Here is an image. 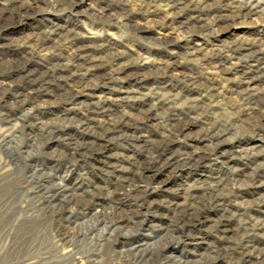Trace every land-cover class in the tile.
Wrapping results in <instances>:
<instances>
[{"label":"rangeland","instance_id":"obj_1","mask_svg":"<svg viewBox=\"0 0 264 264\" xmlns=\"http://www.w3.org/2000/svg\"><path fill=\"white\" fill-rule=\"evenodd\" d=\"M0 128V264H264V0H0Z\"/></svg>","mask_w":264,"mask_h":264},{"label":"bare ground","instance_id":"obj_2","mask_svg":"<svg viewBox=\"0 0 264 264\" xmlns=\"http://www.w3.org/2000/svg\"><path fill=\"white\" fill-rule=\"evenodd\" d=\"M85 56L86 55H79L78 56V59L77 60H75L74 62H76V65H78V66H86V64H88L89 65V63H90V58L88 59V58H85ZM8 134V131H6L5 129H3V128H0V142L6 137V135ZM3 228V227H2ZM9 230V229H8ZM2 242V241H1ZM31 264V263H30ZM32 264H34L33 262H32Z\"/></svg>","mask_w":264,"mask_h":264}]
</instances>
